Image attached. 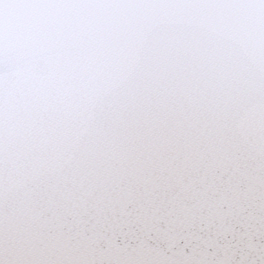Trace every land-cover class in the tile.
<instances>
[{
  "label": "snow or ice",
  "instance_id": "1",
  "mask_svg": "<svg viewBox=\"0 0 264 264\" xmlns=\"http://www.w3.org/2000/svg\"><path fill=\"white\" fill-rule=\"evenodd\" d=\"M0 264H264V0H0Z\"/></svg>",
  "mask_w": 264,
  "mask_h": 264
}]
</instances>
